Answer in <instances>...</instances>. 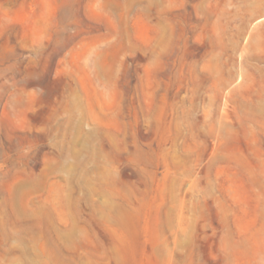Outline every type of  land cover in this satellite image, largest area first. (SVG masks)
Here are the masks:
<instances>
[{
    "label": "rangeland",
    "instance_id": "374dc122",
    "mask_svg": "<svg viewBox=\"0 0 264 264\" xmlns=\"http://www.w3.org/2000/svg\"><path fill=\"white\" fill-rule=\"evenodd\" d=\"M0 264H264V0H0Z\"/></svg>",
    "mask_w": 264,
    "mask_h": 264
}]
</instances>
